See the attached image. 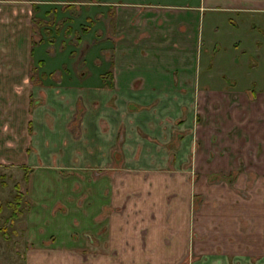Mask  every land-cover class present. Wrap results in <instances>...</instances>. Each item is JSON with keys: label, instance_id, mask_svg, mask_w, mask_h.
Masks as SVG:
<instances>
[{"label": "crops", "instance_id": "1", "mask_svg": "<svg viewBox=\"0 0 264 264\" xmlns=\"http://www.w3.org/2000/svg\"><path fill=\"white\" fill-rule=\"evenodd\" d=\"M34 2L0 0V163L30 168L26 189L42 226H30L26 238L41 259L60 253L71 261L90 254L93 264H264V253L238 250L234 239H189V223L177 219L204 181L258 174L235 165L244 164L237 154L244 157L253 140L264 139V91H256L249 74L240 81L244 88L226 84L221 68L238 59L243 65V55L221 53L213 43L205 48L203 33L218 26L210 18L204 23L206 10L246 20L264 14V0L110 1L102 19L110 22L105 70L65 79L33 58ZM75 174L100 194L101 206L116 211L101 222L106 237L76 236L61 222L69 221L64 187ZM113 231L122 238L116 241Z\"/></svg>", "mask_w": 264, "mask_h": 264}, {"label": "rangeland", "instance_id": "2", "mask_svg": "<svg viewBox=\"0 0 264 264\" xmlns=\"http://www.w3.org/2000/svg\"><path fill=\"white\" fill-rule=\"evenodd\" d=\"M47 1L42 3L35 0L32 4L33 11H31L30 17L32 40L30 44L34 53L33 58H40V61L44 63L45 72L50 70V73H53L54 70V75H59L64 79L65 76H68L67 74L74 75L75 71L93 69L94 72L99 73L105 70L109 55L106 50L108 49L107 39L104 37L107 34L104 30L107 29L110 22L102 19L103 15L111 12L112 6L106 5L114 0ZM213 4L217 3L213 2ZM209 18L217 21L218 26L210 28L208 25L204 29V47L213 43L214 47L218 46L221 53L233 52L238 57L243 55L242 58L245 60L243 65L239 59L236 60L233 67H230L227 62V67L221 68L223 71L220 75L223 81L226 84L230 82V85L233 84L238 89L244 88L240 81L242 78L246 80V74H249L252 76L249 83L253 84L256 91H264V14H247L246 20H244L233 12L206 10L204 23ZM236 76L239 78L238 81L235 80ZM98 80L100 79L98 78ZM255 123L261 124L262 119L258 117ZM232 133H226V138L230 139ZM210 136L214 137L213 134ZM213 139H210V143L213 142ZM29 143L24 147L26 151L30 146ZM224 143L222 146L224 145L226 148ZM225 151L223 149L222 154ZM262 154L264 155V139L263 141L253 140L252 149L246 150L244 157L237 154L239 163L244 164L237 163L235 168L239 172L253 170L252 172H257V175L245 177L237 174L227 183L222 178V180H217V178L206 180L203 182L200 192L192 193L186 212H183L182 215L179 214L177 218L179 221L183 219L189 223L187 229L189 239L206 238L210 243L220 239L233 242L234 239L235 247L238 250L248 251L253 248V253H264V228H262V224L264 225V170L261 172L264 165L260 164ZM29 171L30 168L26 165L0 163V264H93L94 260L90 259L92 257L90 254H81L77 261H71L69 259L61 260L60 253L56 256L50 253L46 255V260H42L43 257L36 251V246L28 242L29 239L26 238L29 235L27 234L28 228L33 225H35V229L42 226L35 220L38 216L32 209L34 205H31L32 199L26 189ZM82 177L83 175L75 174L74 181L65 183L64 195L70 204L66 206L68 213L65 217L69 221L63 219L61 222L75 228L72 230L76 236L81 234L87 237L89 232L92 236L95 234L102 236L101 222L106 219V215L111 212L116 213V211L111 209L113 207L110 204L101 206L100 194H96L95 190L92 191L81 180ZM129 183L133 185L137 181L132 180ZM144 183L146 182H139L138 185L143 187ZM15 184L17 187H14ZM131 189L134 188L131 186ZM18 190L22 194L18 207L20 212L17 216H11L14 211L13 195ZM129 203L133 204L134 202L130 201ZM43 205L48 208L47 200ZM100 206L101 213L98 214ZM127 209L129 210V206ZM129 211H126L124 215H129V219H132ZM28 215L30 216L28 217ZM50 219L52 221L54 217H50ZM50 221H45V224L49 226ZM72 230L68 231L72 233ZM125 233L126 229H124V235ZM56 234L65 235L64 232ZM111 235L116 241L122 238L117 231L111 232ZM103 236L106 237V235ZM128 236H133L131 231ZM49 241L52 240L49 239ZM47 245L49 244L45 243L44 247ZM230 246L234 247L233 244ZM126 263L143 264L144 262H102V264ZM95 264L99 263L95 262Z\"/></svg>", "mask_w": 264, "mask_h": 264}, {"label": "trees", "instance_id": "3", "mask_svg": "<svg viewBox=\"0 0 264 264\" xmlns=\"http://www.w3.org/2000/svg\"><path fill=\"white\" fill-rule=\"evenodd\" d=\"M14 187H17V185L15 184ZM21 192L18 190V192H16L14 195H13V200H14V203H13V210L12 213H11V216H17L19 214V201L21 199Z\"/></svg>", "mask_w": 264, "mask_h": 264}]
</instances>
